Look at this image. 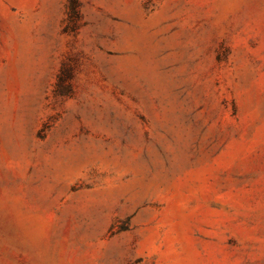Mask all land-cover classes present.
Returning <instances> with one entry per match:
<instances>
[{
    "label": "rangeland",
    "instance_id": "374dc122",
    "mask_svg": "<svg viewBox=\"0 0 264 264\" xmlns=\"http://www.w3.org/2000/svg\"><path fill=\"white\" fill-rule=\"evenodd\" d=\"M0 264H264V0H0Z\"/></svg>",
    "mask_w": 264,
    "mask_h": 264
}]
</instances>
